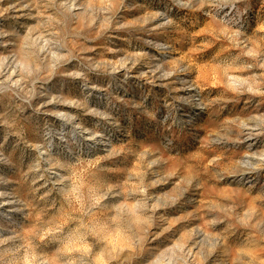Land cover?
I'll return each instance as SVG.
<instances>
[{
	"label": "rangeland",
	"instance_id": "1",
	"mask_svg": "<svg viewBox=\"0 0 264 264\" xmlns=\"http://www.w3.org/2000/svg\"><path fill=\"white\" fill-rule=\"evenodd\" d=\"M26 1L0 40V264H264V175L234 177L264 157V0Z\"/></svg>",
	"mask_w": 264,
	"mask_h": 264
},
{
	"label": "bare ground",
	"instance_id": "2",
	"mask_svg": "<svg viewBox=\"0 0 264 264\" xmlns=\"http://www.w3.org/2000/svg\"><path fill=\"white\" fill-rule=\"evenodd\" d=\"M0 9L2 10V14L0 15V40H2L3 42H6V43H4V45H5L4 47L6 48L9 45H11L9 43V41L10 40L12 41V39H11L10 35L6 34V32L4 31L5 23L9 20H14V21L15 20H17V21L23 20V23H24V20L28 19L31 10H30L29 5H28L26 0H0ZM22 26H23V24H22ZM164 79L166 81L169 80V78H167V77ZM159 84H160V82H159ZM166 84H167V82H166ZM184 91L191 94L192 102H193V108L195 109V111L197 110L200 113L203 109L202 106L204 105V103H203L202 99L201 100L199 99L200 96H199V93L197 92V89L191 88L190 86L188 87V85H186V88L184 89ZM62 107L63 108L64 107L69 108V107H71V105L64 104ZM60 110H62V109H60ZM58 116H60L62 119H65L67 117H71V116H69V114H66V113H60ZM244 130H245V128H244ZM76 134L85 136L89 140H93V141L94 140L95 141L100 140V139H98L97 135L91 134L89 132V130L84 128L81 124L77 125ZM257 140H258V134L256 133L255 125L254 126H251V125L248 126L246 128L245 137H244L242 143H249L248 148L250 151H253L254 149L257 148ZM263 158L260 156H256L255 154H247L244 157V161L241 164V168L239 169V171L234 176L235 179H238L240 182L245 183V185L248 188L255 187L257 185L260 177H262L264 175L263 164H262L263 167L262 166L259 167V165L257 164V163H259V164L262 163L261 161ZM253 162H254V164H253Z\"/></svg>",
	"mask_w": 264,
	"mask_h": 264
}]
</instances>
